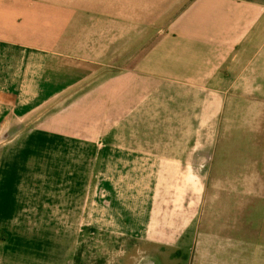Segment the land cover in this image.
Wrapping results in <instances>:
<instances>
[{
  "label": "crops",
  "instance_id": "crops-1",
  "mask_svg": "<svg viewBox=\"0 0 264 264\" xmlns=\"http://www.w3.org/2000/svg\"><path fill=\"white\" fill-rule=\"evenodd\" d=\"M240 118L264 132V0H0V264H65L48 244L67 235L75 255L82 216L91 232H139L154 213L151 228L164 230L174 199L193 193L157 183L209 166V135ZM253 197L264 192L229 193L234 222ZM192 231L139 235L148 253L136 245L116 264L162 252L182 264ZM230 231L200 233L217 254L198 247L195 264H264L255 241ZM29 244L38 255L14 257Z\"/></svg>",
  "mask_w": 264,
  "mask_h": 264
},
{
  "label": "rangeland",
  "instance_id": "rangeland-1",
  "mask_svg": "<svg viewBox=\"0 0 264 264\" xmlns=\"http://www.w3.org/2000/svg\"><path fill=\"white\" fill-rule=\"evenodd\" d=\"M236 122L238 123L233 129H226L220 135H209V146L215 149L213 152L211 150L209 166L192 168L186 180L183 177L181 180L178 179L177 182L167 184L162 177L161 180L163 182L157 183L156 191L160 189L161 191H189L193 193V197L188 200L183 198L174 199L176 203L172 209L176 213L175 223L166 216L164 221L165 229L155 232L151 228V223L154 222L156 216L154 213L149 216L150 214L148 213L150 211H146L148 215L146 216L145 228L139 232H91L88 229L89 215L87 217L82 216L80 243L75 255L73 254L72 241L67 235L62 245L57 247L49 242L48 251L50 255L56 256L58 254L59 257L64 258L65 264H116L122 255L132 254L136 245L138 246L137 252L139 254L148 253L150 249L142 247L148 246L147 243H144V240L145 242L152 239L167 241L171 238L174 240L172 236L178 235L179 237L187 224L190 229H193V252L189 253V255L185 254L184 251H177L176 253H180L178 255H180L182 264H190L191 255L193 259L191 264H195L194 257H196L198 247L201 254H217V252H213L215 248L207 247L204 240L200 241V246L197 245L200 233L206 234L207 237H214L217 235L218 230H221L225 224H229L231 237H234L236 233L249 236L258 245L257 256L264 257V199L243 198L241 203L248 202L251 205L247 207L245 217L241 218L240 221L236 219L234 222L232 211L229 213L224 208L228 203L232 202V199L226 197L233 191L242 193L264 192V183H250L248 181L249 175L264 176V132L254 133L252 130L253 125H249L250 123L247 119L240 118ZM173 177L170 175L171 179ZM99 190L101 191V189ZM103 194L101 193L100 196ZM103 198L101 199L102 202L106 203ZM154 200L156 203V199L153 198L148 201L153 204ZM174 200L172 199L171 201L174 202ZM84 201V207H86L89 200L86 199ZM185 202L187 204L191 203V205L188 204L191 206L189 209L184 207ZM250 213L251 215H249ZM249 223L251 224L249 225ZM139 235L144 237V240L141 237L135 238ZM39 246L29 244L27 246L18 245L13 247L14 257L21 258L27 262L29 257L34 258L38 255ZM166 255L165 252H162L154 260L148 258L144 261L153 262L154 264H166ZM201 257L206 258V256L202 255Z\"/></svg>",
  "mask_w": 264,
  "mask_h": 264
}]
</instances>
